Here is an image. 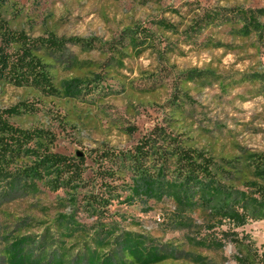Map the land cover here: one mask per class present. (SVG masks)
Listing matches in <instances>:
<instances>
[{
    "label": "rangeland",
    "instance_id": "rangeland-1",
    "mask_svg": "<svg viewBox=\"0 0 264 264\" xmlns=\"http://www.w3.org/2000/svg\"><path fill=\"white\" fill-rule=\"evenodd\" d=\"M246 9L264 11V0H0V24L90 42L68 44L54 61L57 94L0 79V109L33 107L9 118L40 135L31 147L84 160L70 185L44 179L26 192L0 182V264L23 255L55 264L67 248L65 264H89L96 247L112 264H143L129 256L134 239L142 256L164 257L148 264H237L227 231L264 251V220L222 225L169 197L171 164L158 197L134 194L137 174L117 170V155L150 135L162 149H198L220 163L264 153V37L241 34ZM102 227L113 232L105 247L94 240ZM212 240L220 245H205Z\"/></svg>",
    "mask_w": 264,
    "mask_h": 264
},
{
    "label": "trees",
    "instance_id": "trees-1",
    "mask_svg": "<svg viewBox=\"0 0 264 264\" xmlns=\"http://www.w3.org/2000/svg\"><path fill=\"white\" fill-rule=\"evenodd\" d=\"M238 15L242 22L239 29L241 34L255 33L263 39L264 24L260 21L264 16L263 9H246ZM70 43L81 46L90 44L80 37H59L54 33L32 38L23 31L0 24V79L17 86L32 87L42 93L57 94L59 91L52 70L55 67L54 61L67 50ZM20 107L33 110L32 105L27 102L0 109V182L4 180L12 186L19 184L29 192L35 190L39 180L47 179V184L55 188L81 181L84 166L82 158L74 159L47 149L41 152L31 147L40 135L9 121L11 116L22 113ZM154 133L161 136L159 131ZM169 147L170 150L162 149L153 135H150L143 137L133 151L117 155V158L121 157L117 170L137 174L132 187L134 194L163 196V187L159 181L174 166V181L162 184L169 197L180 206L208 212L211 220H219L222 225L228 223L240 227L250 220H264V153L249 154L242 161L236 158L223 159V163H220L198 149H186L174 144ZM29 159L31 163L28 162ZM108 174L115 175L113 171ZM94 200L97 201L96 198ZM72 228L68 229L70 236L74 234ZM104 228L102 227V238H94L102 247L111 242L113 234L112 230L106 231ZM231 232L233 231L225 233L235 235L237 264H264V251L255 241L248 235L239 237L237 233ZM23 243L24 240L19 239L10 245L9 250L16 256ZM140 243L133 240L132 247L128 249L129 256L137 258L143 264L164 258L154 256L152 252L155 251L152 250L142 256ZM85 245L88 247V241H85ZM205 245L216 248L220 241L212 240ZM69 250L67 248L62 251L55 264H65ZM85 261L89 264H112L108 255L100 253L99 247L92 248ZM26 263L42 264L43 261H29L23 255L14 264Z\"/></svg>",
    "mask_w": 264,
    "mask_h": 264
}]
</instances>
